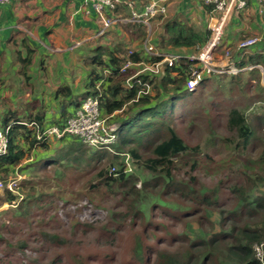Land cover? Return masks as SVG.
<instances>
[{
  "label": "trees",
  "instance_id": "trees-1",
  "mask_svg": "<svg viewBox=\"0 0 264 264\" xmlns=\"http://www.w3.org/2000/svg\"><path fill=\"white\" fill-rule=\"evenodd\" d=\"M119 5L107 11L106 15L120 18L126 15V10ZM202 7L207 13V18H210L213 6L205 4L203 0ZM127 29H132L134 39L146 38V30L142 24L133 23ZM206 38L192 25L175 19L159 22V32L154 41L160 50L172 52L180 48L192 50L200 47ZM246 49L236 50L239 53L235 59L237 64L234 65L240 69L246 68L250 63L256 65V60L246 52ZM220 50L231 52L229 47L221 46L219 53ZM127 52L119 46L112 49L102 46L96 48L87 92L75 101L73 113H68L65 110L66 104L62 102L59 120L49 125L44 124L41 114L30 118L9 116L4 119L1 128L9 126L10 129L7 152L0 156V180L8 181L9 176L15 174L16 169L21 173L30 171L32 175L42 173L46 177L52 174H56V178L66 175L71 177L77 175L80 166L84 164L90 167L84 177L88 176L93 182H89L88 187L93 194L99 193L100 198H103V202L91 201L89 204L97 208L89 207L87 211L92 208L91 213L104 215V220L97 223H100V233L102 238H106L105 242L120 230V223L132 224L133 236L129 256L134 264H264V217H261V212L264 211V196L250 197L243 187L234 185L229 189L236 204L224 210L225 206L219 199V191L203 187L197 192L194 176L186 180L187 174L184 170L183 173L181 172L177 163L178 158L183 155H194L198 151L197 148L190 149L186 145L175 126L176 120H184L185 115L189 114V106L201 93L200 90L198 93H188L185 90V80L191 63L182 60L176 66L166 68L162 76L149 77L145 74L139 76L143 82L147 81L150 84L151 91L147 95H141L136 101L140 87L126 88L124 85L126 75L117 73L128 57ZM141 57L143 56L139 53H134L129 59L138 62ZM258 63L264 71V57ZM105 70H111L113 74L106 78L98 90L97 84L102 80ZM213 77L217 80L227 77L226 85L231 87L229 91L240 85L243 91L248 87L251 90L256 87L257 90L264 92V87L260 84L261 74L256 68L235 75L209 76L202 80L199 87ZM69 93L67 88L58 91L61 97H66ZM99 93L103 115L108 116L114 111L122 110L111 120L118 126L117 142L112 145L114 153L87 148L78 138L71 136H65L60 140L48 139L42 143L37 141L36 136L45 127L63 128L86 98L94 97ZM245 115V110L236 107L225 110V129L232 135V138L225 140L234 142L232 146L234 150L244 151L254 146L251 145V141L255 138V128L248 123ZM255 122L256 129L262 131L264 116L256 117ZM262 135L255 138L254 141L257 142L255 148L261 147V143L264 144ZM123 154H128L132 159L136 167L134 173L124 172ZM251 164L261 173L259 180L264 182V149ZM195 166L196 164H193L191 170H194ZM111 168H114L115 172H110ZM139 180L140 186L137 187ZM22 188H27V195L20 202H15L18 195L8 190L0 195L1 205L13 201L17 203L15 207L11 206V209L0 212V244L2 245L7 244L2 232L10 233V230L14 229L9 228L7 222L30 226L29 223L32 221L31 210L26 203L33 200L36 183L20 180L18 189L22 192ZM150 197L152 200L147 202ZM41 198L42 195L38 196L37 200ZM176 198H190L192 203L211 206L218 209L220 214V229L215 231L216 226L211 224V231L213 230L211 235L205 239L193 238L190 242L191 249H185L183 254H178L174 250L175 246L170 247V244L179 237L173 235L172 230L168 229L160 219L165 217L164 212H158L160 206L166 207L169 199ZM110 199L113 200L112 204L109 203ZM156 216L159 221L155 220ZM51 218L47 215L44 221ZM84 226L93 227L88 223ZM41 236L42 240L48 243L54 244L59 240L56 234H47L45 231H41ZM164 240L167 241L165 245L167 249L158 248L159 241L162 243ZM258 245H262L261 262L257 259L254 250ZM16 246L17 249L25 251V240L17 243ZM3 249L0 250L3 251V255L15 252L9 244ZM106 256L96 252L94 257L103 259ZM62 258L63 255L56 254L46 264H63Z\"/></svg>",
  "mask_w": 264,
  "mask_h": 264
},
{
  "label": "rangeland",
  "instance_id": "rangeland-1",
  "mask_svg": "<svg viewBox=\"0 0 264 264\" xmlns=\"http://www.w3.org/2000/svg\"><path fill=\"white\" fill-rule=\"evenodd\" d=\"M153 22L152 27L159 24L157 22L153 25ZM216 80V77H213L209 82L198 87L194 92L198 93L200 90L201 93L189 106V114L185 115L184 120L175 121L177 132L186 145L190 149L193 147L198 149L194 155L185 154L178 158L177 163H179L181 172L183 173L184 170L187 174L186 180L194 176L197 192L203 187L209 190L217 189L219 199L225 206L224 210H227L236 204L229 189L234 185L243 187L250 197L264 196V182L259 180L261 173L251 164L264 149L263 143L261 147L255 148L257 142L254 141L263 134L264 142V129L260 131L255 125V118L264 116V92L257 90L256 87L254 90L248 87L243 91L240 85L229 91L231 87L226 85L227 77ZM231 107L245 110L248 123L255 128V138L251 141V145H254L252 149L234 150L232 147L234 142L225 140L232 138L224 125L225 110ZM55 145L58 146V144ZM193 164L196 166L194 170H191ZM131 166V173H134L136 167L133 163ZM89 169V166L83 164L77 175L71 177L66 175L61 178H56V174L46 177L42 173L32 175L30 171L21 173L19 169L9 176L8 180L20 176L19 180L35 182L36 191L33 194V200L26 203L32 214L30 226L7 222V226L14 229L13 231L9 229L10 233L2 232L3 239L7 243L5 245L9 244L15 252L3 255L1 251L0 264H46L56 254L63 255V264H99L98 262L101 264H134L129 256L133 236L132 224L120 223V230L105 242L106 238H102L100 233V223H97L104 220V215L91 213L92 208L87 211L89 207H94L89 204L91 201L103 202L99 193L93 194L87 185L89 182L93 183L88 176L84 177ZM1 182L6 185L7 180ZM136 186H140V180ZM4 191L0 189V195H3ZM18 191L22 199L26 198L27 188H22V192L20 189ZM40 195L42 198L37 200ZM151 200L152 197L148 198L147 202ZM153 201L156 202V200ZM15 202L20 201L17 199ZM109 203L112 204L113 200L110 199ZM168 203L166 207L160 206L158 212H164L165 217L160 219L168 229L172 230L173 235L180 238L170 244V247L175 246L174 250L178 254H183L185 249H191L190 242L193 238H208L213 232L211 224L216 226L215 231L220 229L218 209L194 204L190 198L169 199ZM16 205L17 203L13 207ZM10 207L9 204L8 206L0 204V212L9 210ZM47 215L52 218L44 221ZM261 217H264V211L261 212ZM155 220L159 221L157 216ZM85 223L93 227H85ZM41 231L56 234L59 240L54 244L45 242L42 240ZM22 240L26 243L25 251L17 249L16 246ZM166 244V240L162 243L159 241L158 248L167 249ZM5 245L0 244V250H4ZM261 247L262 245L254 247L256 257L260 262L263 258ZM96 252L107 256L103 259H96L94 257Z\"/></svg>",
  "mask_w": 264,
  "mask_h": 264
},
{
  "label": "crops",
  "instance_id": "crops-1",
  "mask_svg": "<svg viewBox=\"0 0 264 264\" xmlns=\"http://www.w3.org/2000/svg\"><path fill=\"white\" fill-rule=\"evenodd\" d=\"M149 1L121 0L119 6L126 15L102 36L97 34L101 28L98 18L85 0H12L0 5V128L9 116L41 114L45 125L52 124L61 116L62 102L65 110L73 113L75 101L87 92L96 48L119 46L138 54L145 41L156 46L159 24L151 25L155 20L153 25L163 20L183 21L208 37L209 18L203 0H167L166 15L151 20L148 27L143 25L144 40L134 39L132 29H127L133 25L130 8L142 11ZM260 9L259 0H247L243 12L233 13L221 46L231 49L230 62L236 65L239 42L257 38L246 52L256 60V65L248 66H257L264 87V71L258 63L264 57V16ZM190 51L180 48L172 52ZM63 88L70 91L66 97L58 95Z\"/></svg>",
  "mask_w": 264,
  "mask_h": 264
},
{
  "label": "built area",
  "instance_id": "built-area-1",
  "mask_svg": "<svg viewBox=\"0 0 264 264\" xmlns=\"http://www.w3.org/2000/svg\"><path fill=\"white\" fill-rule=\"evenodd\" d=\"M12 0H0V5L8 4ZM86 3L95 12L99 24L101 26L98 35L102 36L106 30L112 25L121 23L119 17L107 16L106 12L113 10L121 0H85ZM261 2L260 14L264 16V0ZM167 0H151L143 8L142 11H136L131 7L129 21L135 24L149 26L151 20L165 16L167 13ZM207 5L213 6V13L209 18L208 29L209 35L206 41L190 52L176 53L165 52L160 50L149 41H145L140 51L143 56L138 62H133L129 56L136 53L134 50H128V57L123 65L118 69V74L126 75L124 85L126 88L139 86L140 90L137 93V99L141 95H147L151 91L150 84L143 82L139 76L142 74L152 76H160V67L166 63V68L176 66L180 61L186 60L191 63L188 68L185 80V90L192 93L198 89L203 79L212 75H235L239 72L252 70L257 66H248L246 68H238L230 62L231 53L229 50L219 53L224 35L225 28L230 16L233 13L243 12L247 6V0H204ZM258 42L257 38H249L239 42L237 48L245 49L255 45ZM219 53V55H217ZM145 56V57H144ZM156 60H151L155 59ZM165 71V70H164ZM113 74L111 70H105L102 80L97 84L99 90L106 78ZM100 93L94 97L86 98L75 111L74 115L65 123L63 128L56 126H47L43 131L36 136L39 143L45 140L55 139L60 140L65 136L76 137L81 144L87 148L95 150H108L114 153L112 145L117 142V124L112 122V118L122 110L114 111L112 114L105 116L100 109ZM32 125V124H30ZM9 126L0 129V156L7 152ZM123 163L125 165L124 172L132 171V159L128 154H123ZM110 172H115L114 168ZM19 177V178H18ZM20 176L9 179L4 185L0 180L1 191L8 190L18 195L19 201L22 199L18 191ZM13 201L9 206H14ZM7 205L8 204H4Z\"/></svg>",
  "mask_w": 264,
  "mask_h": 264
},
{
  "label": "water",
  "instance_id": "water-1",
  "mask_svg": "<svg viewBox=\"0 0 264 264\" xmlns=\"http://www.w3.org/2000/svg\"><path fill=\"white\" fill-rule=\"evenodd\" d=\"M165 67H166V63H163V64L161 65V67H160V76L163 75L164 70H165Z\"/></svg>",
  "mask_w": 264,
  "mask_h": 264
}]
</instances>
